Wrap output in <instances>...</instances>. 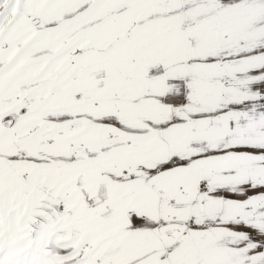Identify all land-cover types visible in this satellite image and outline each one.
I'll return each instance as SVG.
<instances>
[{"label": "snow or ice", "instance_id": "6c2138e0", "mask_svg": "<svg viewBox=\"0 0 264 264\" xmlns=\"http://www.w3.org/2000/svg\"><path fill=\"white\" fill-rule=\"evenodd\" d=\"M0 264H264V0H0Z\"/></svg>", "mask_w": 264, "mask_h": 264}, {"label": "rangeland", "instance_id": "374dc122", "mask_svg": "<svg viewBox=\"0 0 264 264\" xmlns=\"http://www.w3.org/2000/svg\"><path fill=\"white\" fill-rule=\"evenodd\" d=\"M29 243V246L31 245V241L28 242Z\"/></svg>", "mask_w": 264, "mask_h": 264}]
</instances>
